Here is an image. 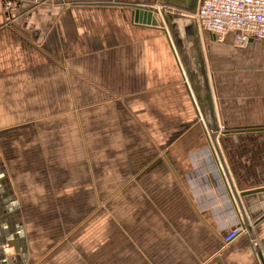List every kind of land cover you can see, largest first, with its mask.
<instances>
[{
	"label": "crops",
	"instance_id": "crops-1",
	"mask_svg": "<svg viewBox=\"0 0 264 264\" xmlns=\"http://www.w3.org/2000/svg\"><path fill=\"white\" fill-rule=\"evenodd\" d=\"M134 5L158 0H0V164L25 233L11 166L55 177L45 170L52 138L41 132L57 131L55 153L86 155L95 194L122 195L143 178V264H261L247 232L223 240L241 214L169 36L135 23ZM224 45L236 51L235 70L259 72L229 79L264 95V41ZM229 99L235 121L218 139L230 174L237 189L264 187V96ZM247 199L255 222L264 193ZM260 232L264 252V223Z\"/></svg>",
	"mask_w": 264,
	"mask_h": 264
},
{
	"label": "rangeland",
	"instance_id": "rangeland-1",
	"mask_svg": "<svg viewBox=\"0 0 264 264\" xmlns=\"http://www.w3.org/2000/svg\"><path fill=\"white\" fill-rule=\"evenodd\" d=\"M41 5L43 4H37V7ZM174 16L177 17L175 21L179 24L188 54L192 57L191 36L185 30L191 23L192 16L180 11L175 12ZM161 17L164 28L168 29L162 15ZM166 34L171 37L170 33ZM201 36L217 121L223 131L226 123L235 121V116L230 114V107L226 106L234 102L229 98L264 96L251 89L237 88L238 84L229 77L259 72L257 69H234L236 51L224 45H234L232 37L220 41L213 39L211 34L205 35L204 31ZM181 72L187 83L182 70ZM195 107L196 122L206 125L207 119L196 105ZM41 135L46 141L52 138L45 170L53 168L52 174L55 177L49 180L40 168L35 172L40 178L28 179L29 172L25 170V165L19 163L11 166L15 177L9 175L20 199L27 228L30 254L26 264H143V178L133 180L134 189L122 195L109 194L108 191L113 189L110 187L101 188V193L95 194L91 189L89 174L87 176L86 173V155H81L80 152L79 160H75V155L69 158L65 154H56L57 144L62 140L60 133L43 131ZM218 136L220 138V134ZM10 143L11 140L7 147H10ZM12 151L15 156L17 148ZM8 153L10 154V148ZM78 169L83 170L81 178L77 177Z\"/></svg>",
	"mask_w": 264,
	"mask_h": 264
},
{
	"label": "water",
	"instance_id": "water-1",
	"mask_svg": "<svg viewBox=\"0 0 264 264\" xmlns=\"http://www.w3.org/2000/svg\"><path fill=\"white\" fill-rule=\"evenodd\" d=\"M200 0H158V6L134 5L133 21L138 24L159 27L165 32L171 34V42L176 55L179 58L181 67L185 72L188 87L200 113L207 119L206 127L209 131V138L214 144V152L221 169L228 180L232 198L238 207L250 237L254 240L261 264H264V252L260 249L258 238L261 237L264 215L255 222H251L253 214L249 209L247 197L249 195L264 193V187L253 188L251 190L237 189L230 174L228 167L223 161L221 150L216 142L220 131L217 122L216 108L210 77L207 70V64L204 56L203 41L197 20L192 17L191 23L185 27L191 36L192 57L188 54L185 41L181 37L179 24L175 21L177 17L174 13L183 10L186 13H196ZM172 8L176 9L172 11ZM168 27L164 28V22ZM181 19V17H178ZM205 35L210 33L204 31ZM215 39L216 36L212 35ZM228 133L227 130L223 131ZM0 164V264H26L28 260V243L25 233V226L22 220V214L19 210L16 196L12 186L7 178L5 168ZM224 169V170H223ZM240 190V192L238 191ZM14 247L15 254L6 256V248ZM7 257V258H6Z\"/></svg>",
	"mask_w": 264,
	"mask_h": 264
},
{
	"label": "built area",
	"instance_id": "built-area-1",
	"mask_svg": "<svg viewBox=\"0 0 264 264\" xmlns=\"http://www.w3.org/2000/svg\"><path fill=\"white\" fill-rule=\"evenodd\" d=\"M200 32L207 31L224 40L232 37L234 45L244 47L250 41H264V0H200L196 13ZM248 230L242 221L223 236L225 244ZM249 234V233H248Z\"/></svg>",
	"mask_w": 264,
	"mask_h": 264
},
{
	"label": "bare ground",
	"instance_id": "bare-ground-1",
	"mask_svg": "<svg viewBox=\"0 0 264 264\" xmlns=\"http://www.w3.org/2000/svg\"><path fill=\"white\" fill-rule=\"evenodd\" d=\"M177 58H178V56H177ZM178 60H179V58H178ZM180 63V62H179ZM181 65V64H180ZM182 68V67H181ZM182 70H183V68H182ZM183 73H184V75H185V72H184V70H183ZM196 102V101H195ZM196 106H197V103H196ZM198 107V106H197ZM218 122V121H217ZM219 124V123H218ZM220 126V125H219ZM208 134H209V132H208ZM216 142H217V144H218V146H219V148H220V145H219V139L217 138V140H216ZM212 146L214 147V144H212ZM220 150H221V148H220ZM221 154H222V156H223V161H224V163H225V165L228 167V165H227V163H226V160H225V158H224V155H223V153H222V150H221ZM221 166V165H220ZM229 169V168H228ZM224 170V169H223ZM230 171V170H229ZM234 185H235V183H234ZM236 186V185H235ZM9 249H10V247H8ZM8 248H6V256L8 257V256H10V255H8L7 254V252H9V249ZM14 248V247H13ZM14 254H15V252H14ZM13 255V254H12ZM6 257V258H7Z\"/></svg>",
	"mask_w": 264,
	"mask_h": 264
}]
</instances>
